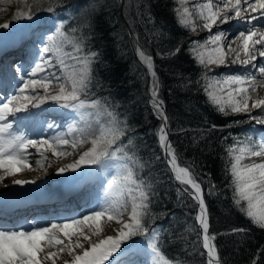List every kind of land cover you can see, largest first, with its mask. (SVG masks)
Masks as SVG:
<instances>
[{"label": "snow or ice", "instance_id": "1", "mask_svg": "<svg viewBox=\"0 0 264 264\" xmlns=\"http://www.w3.org/2000/svg\"><path fill=\"white\" fill-rule=\"evenodd\" d=\"M103 7L101 0H32L0 24V52L9 44L24 52L0 60V264H57L65 252L71 258L64 264H182L171 250L173 241L183 240L178 230L196 237L192 243L183 241L185 255L191 247L202 264H232L223 238L250 237L252 228H214L211 197L232 201L264 232V0H202L194 7L178 0L171 18L154 14L147 3L138 8L141 17L154 21L158 32L168 30L175 41L159 52L161 57L179 61L187 53L200 65L184 77V86L204 92L209 106L231 119L227 125L202 121L207 128H193L187 121L182 126L162 98L151 42L129 29L134 50L150 73L145 87L160 123L162 151H153L148 160L139 154L142 138L134 104L127 97L123 103L117 99L120 86L106 59V45L93 36ZM180 26L188 34L171 35ZM102 65L108 71L99 78ZM103 84L109 86L107 94ZM239 124L246 127L233 141L220 138L226 146L221 179L205 170L204 153L213 149L203 134ZM181 137L188 145H182ZM188 148L200 153L199 164L184 155ZM49 153L72 159L58 164L45 180L19 178L33 163L47 173ZM161 160L164 167L155 173ZM49 182L56 191L49 190ZM45 198L56 201L54 210H21ZM178 205L183 208L179 214ZM181 216L191 220L188 229ZM253 257L247 264H264V244Z\"/></svg>", "mask_w": 264, "mask_h": 264}, {"label": "trees", "instance_id": "2", "mask_svg": "<svg viewBox=\"0 0 264 264\" xmlns=\"http://www.w3.org/2000/svg\"><path fill=\"white\" fill-rule=\"evenodd\" d=\"M20 6H30L32 0H26L25 2H19ZM104 5L100 12L95 25V33L93 36L95 40L106 45L107 56L106 59L110 62V67L115 69L113 75L117 77L116 83L119 84V96L117 97L121 103L124 101L122 97H127L134 104L132 109L135 116V123L138 125V136L142 138L140 156L144 160L150 159V153L153 151L157 154H161V147L157 140V129L160 126L159 119L153 114V111L147 100V90L145 87V81H148L146 71L140 66L138 58L136 57L131 45L129 31L125 16L127 20L135 21L130 23L135 32H139L141 36H147L148 41L151 43L148 45L150 52L155 53L153 56L156 59L158 65V72L161 75L163 98L167 102V108L170 115H175L181 118L180 123L182 126H187L185 121L191 124L193 128H207L208 124L202 121L210 119L212 123L227 125L231 123L229 117H225V114L216 111L210 107L205 99V93H196L189 87H185L184 77L192 73L194 67L200 68L199 64L194 65L192 61L194 57L189 54H185L180 57L179 61H176L174 57L163 58L157 52L167 51L171 44L175 43L170 39L168 30L163 33L157 31V27H154V21H149L146 16L141 17L138 12V8H142L145 3L149 4L154 10V14L159 13L161 16H167L171 18L175 15L174 9L178 6V0H126L127 9L125 8V16L120 7V0H101ZM115 3V7H112ZM13 4V3H12ZM18 4V3H16ZM76 25L73 23V27ZM67 30V29H66ZM188 34V29L184 26L177 28L176 32L171 35L183 36ZM143 46V44H141ZM187 46V45H186ZM159 50V51H158ZM123 52V54H121ZM108 69L105 66H101L98 77L103 78L106 75ZM175 73V74H174ZM115 84L112 88H115ZM171 88L172 91L168 89ZM101 91L107 94L110 89L107 84H103ZM149 120L150 129L147 128L142 131L140 126L145 124ZM176 126L175 123L172 125ZM244 130H239L235 127L228 128L226 130H213L210 133H205L204 138L208 142V145L213 151L205 152L203 159L207 160L205 170H211L213 175L219 178H223L220 172L222 166L221 153H226V146L220 141L221 137H228L230 142L234 140L237 134L243 133ZM173 139H176L175 134ZM182 145H188L189 141L183 137L180 138ZM196 145H193V148ZM200 148L204 147V142L201 141ZM193 148H188L184 152V155L189 159H194V162L200 163V153L193 151ZM156 163L155 161L153 162ZM164 167L163 160H161L157 167L153 169L155 173H158ZM213 204L211 205V211L213 216V227L217 230L224 231L229 226L232 227H251L252 234L250 237H238L234 234L223 238L222 243L226 246L227 253L231 257L232 264H247L248 260L253 257V253L259 247L260 244H264V232L258 229V227L250 223V218L240 213L234 208L232 201L228 199H217V197H211ZM172 205H170L171 207ZM162 209H154V211H160ZM177 213H182V206H176ZM191 211V209H189ZM180 223L183 224L184 229H188L191 220L185 221L181 216ZM177 235L183 237V240H176L172 242L171 250L178 253V257L182 264H202V258L192 248L186 250L184 254V242H195V234L190 231L178 230ZM219 239V238H218ZM64 264V263H63Z\"/></svg>", "mask_w": 264, "mask_h": 264}, {"label": "rangeland", "instance_id": "3", "mask_svg": "<svg viewBox=\"0 0 264 264\" xmlns=\"http://www.w3.org/2000/svg\"><path fill=\"white\" fill-rule=\"evenodd\" d=\"M26 0H0V24L6 23L10 20H12V18L16 15L17 9H23L25 7L20 6L19 2H25ZM177 1V0H175ZM188 4L193 6L197 3L202 2V0H187ZM13 3V4H12ZM18 3V4H16ZM190 10H192L190 8ZM194 15H196L194 13ZM197 19L199 20L200 17H197ZM207 34V29L201 30L199 31V37L201 39L205 38ZM193 38L196 37V33H192ZM258 59H260L258 57ZM236 67V70H240L241 66L239 65V68ZM260 90L262 92H264V85L260 86ZM225 117H228L227 115H225ZM233 118L236 119H243V115H237V114H232ZM240 126H246L244 124H239ZM49 165L50 167L48 168V172L45 173L44 170L42 168H40L38 165H36L35 163H33V166L31 168H25L23 170L22 174H18L19 178H32V177H38L39 180H45L47 179V176L55 169V167L58 164H63V163H69L72 159V157H60V158H56L54 154L49 153ZM59 175V174H57ZM38 180V182H39ZM6 183L11 184V180L6 179ZM53 183L49 182V185H52ZM20 187H27V186H20ZM53 187V186H52ZM4 191L3 187L0 186V192ZM79 250V249H78ZM70 254L65 252L60 254V256H58V260H57V264H62L64 263L66 260L70 259ZM46 264H50V262H46Z\"/></svg>", "mask_w": 264, "mask_h": 264}, {"label": "bare ground", "instance_id": "4", "mask_svg": "<svg viewBox=\"0 0 264 264\" xmlns=\"http://www.w3.org/2000/svg\"><path fill=\"white\" fill-rule=\"evenodd\" d=\"M260 59H262V58H260ZM0 171H2V169H0ZM6 182V181H5Z\"/></svg>", "mask_w": 264, "mask_h": 264}]
</instances>
